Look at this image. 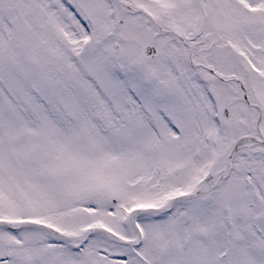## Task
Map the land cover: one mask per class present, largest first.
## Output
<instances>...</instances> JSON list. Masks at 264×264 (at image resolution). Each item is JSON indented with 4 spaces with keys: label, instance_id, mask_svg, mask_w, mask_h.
Instances as JSON below:
<instances>
[{
    "label": "snow or ice",
    "instance_id": "obj_1",
    "mask_svg": "<svg viewBox=\"0 0 264 264\" xmlns=\"http://www.w3.org/2000/svg\"><path fill=\"white\" fill-rule=\"evenodd\" d=\"M0 264H264V0H0Z\"/></svg>",
    "mask_w": 264,
    "mask_h": 264
}]
</instances>
